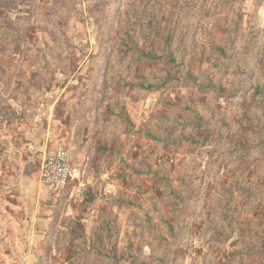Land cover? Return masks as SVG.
<instances>
[{"label":"rangeland","instance_id":"rangeland-1","mask_svg":"<svg viewBox=\"0 0 264 264\" xmlns=\"http://www.w3.org/2000/svg\"><path fill=\"white\" fill-rule=\"evenodd\" d=\"M0 147V264H264V0H0Z\"/></svg>","mask_w":264,"mask_h":264},{"label":"built area","instance_id":"built-area-1","mask_svg":"<svg viewBox=\"0 0 264 264\" xmlns=\"http://www.w3.org/2000/svg\"><path fill=\"white\" fill-rule=\"evenodd\" d=\"M17 151L13 149V153ZM5 150L0 147V159L3 158ZM41 181L48 187L55 189L65 185L69 180L79 179L80 170L70 164L67 152L62 148L56 149L47 156L40 168Z\"/></svg>","mask_w":264,"mask_h":264},{"label":"crops","instance_id":"crops-1","mask_svg":"<svg viewBox=\"0 0 264 264\" xmlns=\"http://www.w3.org/2000/svg\"><path fill=\"white\" fill-rule=\"evenodd\" d=\"M26 138L30 139V137H28L27 135H26ZM7 141L8 140L6 139V142ZM7 143L9 146H13L11 141H8ZM24 145L27 147V150H29V151L23 155H19L20 153L14 154L11 150L8 151L10 154H14L12 156L13 162L11 161V159L9 160V162H12V163H10V166L14 169V171H15L14 174L18 177V180H17L18 183L17 184L18 185L22 184L24 187L34 185V192H35L37 197H40V195H43L46 193L47 189L45 187H48V186L43 185L41 180L37 179L36 176H34L33 173H36V172H33V171H34V167H35L36 168L35 170H38L40 172V168L42 166V163H43L44 159L46 158V156H45L46 153H45V151H42V154L39 156H37L35 153H32L31 149L35 148V146H36V144L33 143V141L32 142L27 141V143H25ZM35 161H38V166L33 165V162H35ZM39 165H40V168H39ZM18 172H19V175H18ZM39 178H40V175H39ZM0 179L2 180L3 176H1ZM10 183H12V181ZM48 188H50V187H48ZM50 189H52V188H50ZM34 214H36V213H34Z\"/></svg>","mask_w":264,"mask_h":264},{"label":"trees","instance_id":"trees-1","mask_svg":"<svg viewBox=\"0 0 264 264\" xmlns=\"http://www.w3.org/2000/svg\"><path fill=\"white\" fill-rule=\"evenodd\" d=\"M72 166H75V165H72Z\"/></svg>","mask_w":264,"mask_h":264}]
</instances>
